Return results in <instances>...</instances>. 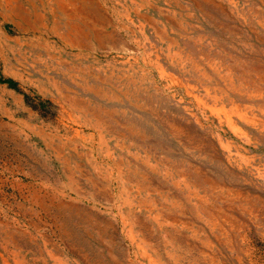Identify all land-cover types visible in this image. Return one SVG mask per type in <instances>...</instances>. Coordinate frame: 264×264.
Masks as SVG:
<instances>
[{"label": "rangeland", "instance_id": "1", "mask_svg": "<svg viewBox=\"0 0 264 264\" xmlns=\"http://www.w3.org/2000/svg\"><path fill=\"white\" fill-rule=\"evenodd\" d=\"M0 264H264V0H0Z\"/></svg>", "mask_w": 264, "mask_h": 264}]
</instances>
